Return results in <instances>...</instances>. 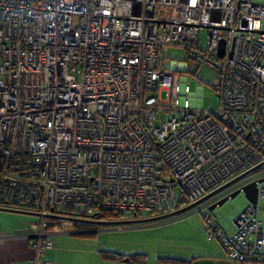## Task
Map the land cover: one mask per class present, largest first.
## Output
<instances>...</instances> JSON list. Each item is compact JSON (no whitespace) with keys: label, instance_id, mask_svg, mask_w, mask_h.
<instances>
[{"label":"built area","instance_id":"1","mask_svg":"<svg viewBox=\"0 0 264 264\" xmlns=\"http://www.w3.org/2000/svg\"><path fill=\"white\" fill-rule=\"evenodd\" d=\"M164 48L184 60L166 70ZM203 67L214 110L183 78ZM237 178L193 209L255 183L229 232L208 216L205 233L230 261L264 264V4L0 0V208L35 214L30 264H49L38 256L68 222L61 208L155 216Z\"/></svg>","mask_w":264,"mask_h":264},{"label":"crops","instance_id":"2","mask_svg":"<svg viewBox=\"0 0 264 264\" xmlns=\"http://www.w3.org/2000/svg\"><path fill=\"white\" fill-rule=\"evenodd\" d=\"M238 212L236 211L233 217ZM260 213L264 217V210H260ZM34 220L35 216L30 214L0 210V264H30L35 257L33 240L30 238L31 224ZM125 226L132 225L121 227ZM197 228L198 239L186 240L185 244L181 245H175L167 239L164 240L165 236L162 234L156 239H147L144 244L150 248L151 252L157 251V248L178 252L176 254L164 253L165 257L154 253L151 258L140 250L142 248L136 247L141 244L139 239L133 238L128 245L120 241L117 247L113 248L101 243L94 233L85 232L80 230L81 228L73 229L72 226H65L58 233L52 234L53 247L44 250L38 259L49 264H117V262L122 264H174L171 260H180L187 264H252L230 261L219 241L202 239V235L206 234L205 224ZM103 230L105 229L101 232ZM185 232H189L190 237L194 236L187 227L183 226L179 234ZM168 259L170 261H167Z\"/></svg>","mask_w":264,"mask_h":264},{"label":"rangeland","instance_id":"3","mask_svg":"<svg viewBox=\"0 0 264 264\" xmlns=\"http://www.w3.org/2000/svg\"><path fill=\"white\" fill-rule=\"evenodd\" d=\"M255 3L264 4V0H252ZM207 36V31L204 29L200 30V48H205V39ZM226 39L222 38L216 43L217 55L221 56L224 54L226 49ZM164 67L166 70L169 69L171 60H175L176 62H180L184 60V53L180 49L173 48H164ZM183 78H186V82L188 83L189 89L191 92H195L196 89L202 88V98H201V106L203 110H214L217 107L218 100L214 95L210 85L213 84L216 80V75L210 71L209 69L203 67L201 69L194 68L192 71L189 70ZM248 202L244 198L242 193L238 194L234 199H229L222 206H217L213 210H209L208 207L200 206L198 209H193L191 211L186 212L181 216H175L172 218L144 223V224H132V226L125 227H112V226H102L95 225L90 223H84L80 230H84L85 232L94 233L101 240V243H104L110 247H117L118 242L124 241L126 245L130 244V240L133 238L139 239L141 241L140 245H136L138 248H142L140 250L144 251L146 255L151 256L155 253V255H159L160 257H165L164 253H172L176 254L178 252L167 251L166 248H157V251H150V248L144 244L146 240L156 239L159 235H164L165 239L171 241L175 245L185 244L184 241L188 240H196L198 239V228L201 224H205L208 216L210 220L216 223L222 231L226 233L229 232V226L231 220L240 212V210L244 209L247 206ZM260 206L264 207V199H260ZM238 212L234 217L233 214ZM261 219L264 220V217L260 213ZM70 223V224H69ZM65 226H72L71 222L65 223L62 228ZM138 226V227H137ZM185 226L190 232L194 235L190 237L189 232H185L179 234L181 232V228ZM102 229H105L101 232ZM131 229V230H130ZM117 230V231H116ZM119 230V231H118ZM186 231V230H185ZM99 232V233H98ZM166 234V235H165ZM202 235V234H201ZM202 239L207 240V235H202ZM217 241L216 239H214ZM218 242V241H217ZM191 252V251H190ZM158 253V254H157ZM184 255V254H183ZM117 264H122L117 262Z\"/></svg>","mask_w":264,"mask_h":264},{"label":"water","instance_id":"4","mask_svg":"<svg viewBox=\"0 0 264 264\" xmlns=\"http://www.w3.org/2000/svg\"><path fill=\"white\" fill-rule=\"evenodd\" d=\"M239 178L234 179L233 181H231L227 185L223 186L221 189L217 190L216 192H213V193L207 195L206 197H204L201 200H199L197 203H194L192 205H189V206H186V207H183V208H180V209H177V210L165 213V214L152 216L150 218L130 219V220H123V221H121V220H119V221H96V220H92V219L88 220V219L65 218V217H59V218L64 219L66 221H70V222H83V223H90V224L102 225V226H119V225L144 224V223L160 221V220L172 218V217H175V216H179L181 214H184L185 212H188V211L192 210L193 208H195V206L199 205L200 203L204 202L208 198H210L213 195L217 194L219 191H221L225 187L231 185L232 183L237 181ZM240 193H242L244 195V198L247 200L248 204L255 205L257 203V198H258L257 186H256L255 183H250V184L242 187L240 190H236L235 192H233L229 196L222 198L217 203L211 205L208 209L209 210H213L217 206L220 207L226 201H228L229 199H234ZM0 210H4V211L8 210V211H12V212L25 213V214H30V215H33V216L35 215L34 213H31V212H23V211L12 210V209L0 208Z\"/></svg>","mask_w":264,"mask_h":264},{"label":"trees","instance_id":"5","mask_svg":"<svg viewBox=\"0 0 264 264\" xmlns=\"http://www.w3.org/2000/svg\"><path fill=\"white\" fill-rule=\"evenodd\" d=\"M12 210H16V209H12ZM18 211H23V212H29L27 210H19ZM58 213L60 214V217H68L73 215V213L67 209V208H61ZM186 213V212H185ZM184 213V214H185ZM161 215V214H159ZM183 215V214H181ZM179 215V216H181ZM154 215L152 214H147V213H138V212H128V211H115V210H98L97 212H95L91 219L92 220H96V221H123V220H130V219H142V218H150ZM178 216V217H179ZM72 218V217H70ZM206 219V218H204ZM70 222V221H68ZM71 224L75 227V228H81L84 223L83 222H71ZM122 226V225H119ZM166 261V260H164ZM167 261H170L169 259ZM172 262H174V264H187L186 262H182L180 260H171Z\"/></svg>","mask_w":264,"mask_h":264},{"label":"clouds","instance_id":"6","mask_svg":"<svg viewBox=\"0 0 264 264\" xmlns=\"http://www.w3.org/2000/svg\"><path fill=\"white\" fill-rule=\"evenodd\" d=\"M156 216V215H155Z\"/></svg>","mask_w":264,"mask_h":264}]
</instances>
